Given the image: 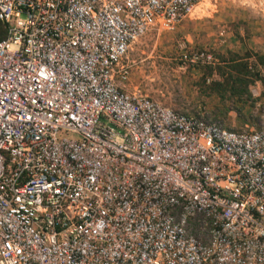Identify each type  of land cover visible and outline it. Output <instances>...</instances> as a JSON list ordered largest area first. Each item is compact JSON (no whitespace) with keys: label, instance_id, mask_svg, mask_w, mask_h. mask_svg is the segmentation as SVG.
I'll list each match as a JSON object with an SVG mask.
<instances>
[{"label":"built area","instance_id":"obj_1","mask_svg":"<svg viewBox=\"0 0 264 264\" xmlns=\"http://www.w3.org/2000/svg\"><path fill=\"white\" fill-rule=\"evenodd\" d=\"M203 1L0 0V264H264V126L123 89Z\"/></svg>","mask_w":264,"mask_h":264},{"label":"rangeland","instance_id":"obj_2","mask_svg":"<svg viewBox=\"0 0 264 264\" xmlns=\"http://www.w3.org/2000/svg\"><path fill=\"white\" fill-rule=\"evenodd\" d=\"M227 34L230 51L240 56L245 51L264 56V8L256 0H205L172 30L147 31L122 59L129 70L123 89L169 110L219 122L229 130L263 127L264 90L259 83L249 86L250 98L243 106L221 104L217 97L203 95L202 87L196 84L200 67L216 64L212 54H221ZM199 53L210 54L214 61L189 63L182 59L183 54Z\"/></svg>","mask_w":264,"mask_h":264},{"label":"trees","instance_id":"obj_3","mask_svg":"<svg viewBox=\"0 0 264 264\" xmlns=\"http://www.w3.org/2000/svg\"><path fill=\"white\" fill-rule=\"evenodd\" d=\"M4 36V28L0 23V39ZM217 60L211 66H201V74L198 79L200 92L205 96H215L223 104L246 103L250 98L249 86L259 83L264 90V56L256 52L245 51L243 55L237 52L227 51L225 54L213 53ZM254 58V61L251 59ZM208 83L206 80L209 79Z\"/></svg>","mask_w":264,"mask_h":264},{"label":"crops","instance_id":"obj_4","mask_svg":"<svg viewBox=\"0 0 264 264\" xmlns=\"http://www.w3.org/2000/svg\"><path fill=\"white\" fill-rule=\"evenodd\" d=\"M232 37L234 38V36L232 35ZM230 38V35L229 34H227L226 35V37H225V41H226V43H225V47H224V50H221L220 52H221V54H223L225 51H230V46H228V45H226L227 44V39H229ZM231 52H233V51H231Z\"/></svg>","mask_w":264,"mask_h":264}]
</instances>
